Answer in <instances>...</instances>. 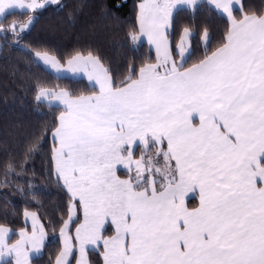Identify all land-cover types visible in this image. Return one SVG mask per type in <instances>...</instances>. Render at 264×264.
<instances>
[{"label":"snow or ice","instance_id":"6c2138e0","mask_svg":"<svg viewBox=\"0 0 264 264\" xmlns=\"http://www.w3.org/2000/svg\"><path fill=\"white\" fill-rule=\"evenodd\" d=\"M239 2L143 0L139 33L130 35L155 47V64L146 63L117 86L97 56L77 52L66 70L86 74L99 85L97 94L74 97L38 87V101L63 105L52 133L59 144L53 159L58 179L84 209L76 229L77 264H88L86 247L101 241L104 264H264V12L243 13L241 7L238 19ZM48 3L59 0H0V18ZM206 3L227 16L229 27L219 47L211 54L206 47L204 57L186 67L190 27L177 46L180 63L167 30L178 5L195 12ZM32 23L29 16L7 31L19 36ZM202 40L207 46L206 28ZM35 57L64 70L47 51ZM133 146L142 148L138 159ZM120 165L135 175L121 179ZM197 191L199 206L189 208L186 197ZM29 216L31 234L22 231L11 246L9 229L0 226V256L14 254L15 264H31L29 251L43 247L44 226L26 211ZM109 222L115 232L104 238ZM67 228L65 222L55 264H68L72 253Z\"/></svg>","mask_w":264,"mask_h":264},{"label":"trees","instance_id":"16d2710c","mask_svg":"<svg viewBox=\"0 0 264 264\" xmlns=\"http://www.w3.org/2000/svg\"><path fill=\"white\" fill-rule=\"evenodd\" d=\"M142 0H59L35 12L14 10L0 19V226L10 229V242L25 229L24 213L34 212L42 221L47 242L42 255L32 264H55L63 248L60 231L68 222L76 202L55 174L52 133L63 106L38 101V87L64 89L74 97L97 91L84 79L60 77L36 60V51L65 64L77 52L97 56L117 86L146 63L156 62L148 42L135 45L132 33L139 32L138 16ZM243 13L261 14L264 0H243ZM29 16L30 27L19 36L7 31L15 21L17 28ZM234 16L241 18L237 9ZM190 27L191 56L186 67L198 63L220 46L229 27L228 19L206 3L197 11L181 8L174 12L168 35L174 58L183 29ZM207 29L209 43L202 40ZM29 149H32L31 151ZM11 165V169H9ZM82 220L79 214L70 225V235ZM76 243V242H75ZM77 250L68 264H76ZM90 264H103L102 252L89 251ZM4 264H12L7 262Z\"/></svg>","mask_w":264,"mask_h":264},{"label":"crops","instance_id":"0c3cea01","mask_svg":"<svg viewBox=\"0 0 264 264\" xmlns=\"http://www.w3.org/2000/svg\"><path fill=\"white\" fill-rule=\"evenodd\" d=\"M242 3H243V0H240L239 4H235V5H234V11L237 10V9H241V7H242ZM210 5H211V4H210ZM211 6L215 9L214 5H211ZM14 10H22V9H12V10H10L9 12L14 11ZM24 10H26V9H24ZM215 10H216L219 14H221L222 16H224L225 18H227V16H226L225 14L221 13V12H220L219 10H217V9H215ZM175 11H176V10H175ZM175 11H174V12H175ZM174 12H173V14H174ZM233 14H234V13H233ZM172 17H173V16H172ZM0 19H1V18H0ZM227 19H228V18H227ZM238 19H239V18H238ZM167 31H169V29H168ZM167 34H168V33H167ZM148 43H149V42H148ZM149 44H150V43H149ZM41 63L43 64V62H41ZM177 63H178V62H177ZM154 64H155V63H154ZM43 65H44V64H43ZM62 65H64V70H61L60 72H57L55 69H52L50 66H47V65H44V66H45L48 70H50L51 72H53L55 75L60 76V77H70V78H74V79H84V80H86V81L89 83V85H91L92 87H94V88L97 89V91H96L95 93L90 94V95H94V94H97V93H98L99 85H94V82H93V81H90V80L88 79V77H87L86 74L79 73V74H75V75H74V74H72L71 72H68V71L66 70V68H67V62H66L65 64H62ZM137 74H138V73H137ZM90 95H84V96H90ZM40 101L46 102V103L51 104V105H60V106H63L62 104H60L58 101H55V100H51V101H54V104H52V102L49 101V100H40ZM52 140H53V142H54V147H53V155H54V149L57 148V147H59V144H58V142L53 138V135H52ZM132 151H133L134 158H135V159H138V157H140V155H141L142 148H140V147H138V146H133ZM53 160H54V159H53ZM54 168H55V161H54ZM55 174H56V168H55ZM56 175H57V174H56ZM117 175H118L121 179H127V178L129 177V175H135V173H134V172L129 173V170H128V169H126L125 167H123L122 165H120V166L117 167ZM60 181H61V183L63 184V186L65 187L63 180L60 179ZM65 188H66V187H65ZM66 190H67V188H66ZM68 193H69V192H68ZM69 194H70V193H69ZM70 196H71V194H70ZM74 201L76 202V204H73L75 207H74V211L71 213V215H72V219L70 220V225H71V223H72L73 221H75V219L77 218V216H78V214H79V211H80L81 214H82V220H81L80 224L77 225V227H76V229H77L78 227H80L81 224L84 223V209H83V206L80 204V202H79L78 199H76V200H74ZM186 204H187V206H188L189 208H194V207H198V206H199V195H198V191H197V192H190V193L188 194V196L186 197ZM28 213H34V212H28ZM34 214L36 215L39 224H42V225H43V223H42V221L40 220L39 216H38L36 213H34ZM24 222H25L26 227H25V229H23V230H21V231L19 232L18 240L20 239V233H21L22 231H26V232H28L29 234H31V232H32V219H31L30 216L26 218V217H25V213H24ZM43 226H44V225H43ZM76 229H75V231H74V235H73V236L70 235V232H69L70 227H69V228L67 229V231H66V234H67V235L71 238V240H72V246H73V251H72L71 255L68 257V263H69V261H70L72 255H73V253H74L75 248H76V250H77V261L80 259V253H79V241H77V240L75 239V237H76ZM44 230H45V239H44V242H43V247L40 249L39 252L29 251V257H30V260H31V264H32V259L35 258V257H38V256L42 255V253H43V251H44V247H45V244H46V242H47V238H48V234H47V231H46L45 227H44ZM114 232H115L114 226L111 225L110 222H109V223H106V224L104 225V231H103V236H104V238H108V237L114 235ZM12 234H13V232L9 229V235H8V237H7V240H8V243H9L10 246H11L12 244H15V243L18 241V240H17V241L12 242V243L10 242V238H11ZM60 236H61V235H60ZM61 240H62V237H61ZM75 242H76V243H75ZM99 249H101V252H102V260H103V264H104V259H103L104 248H103V242H102V241H101V242H98V243L95 244V245H88V246L86 247V251H85V259L87 260L88 264H90V261H89V251H91V250H99ZM62 250H63V248H62ZM77 261H76V264H77ZM7 262H12V264H15V256H14V254L9 255V254H7V252H5V254H4L3 256H0V264H4V263H7Z\"/></svg>","mask_w":264,"mask_h":264},{"label":"rangeland","instance_id":"374dc122","mask_svg":"<svg viewBox=\"0 0 264 264\" xmlns=\"http://www.w3.org/2000/svg\"><path fill=\"white\" fill-rule=\"evenodd\" d=\"M141 3H143V0H142V2ZM140 3V4H141ZM181 8H187V6H183V5H178L177 6V9L176 10H178V9H181ZM175 11V10H174ZM173 11V12H174ZM138 24H139V22H138ZM139 33V32H138ZM137 33V34H138ZM167 33H168V31H167ZM183 36V35H182ZM192 37V36H191ZM191 37L189 38V43H190V47H189V49H188V51L185 53V56L186 57H188V55H189V53L191 52ZM168 40H169V44H170V46H171V41H170V38H169V35H168ZM181 40V39H180ZM142 42H148V40H147V38L146 37H143V36H141V37H139V39L137 40V41H135L134 42V44L135 45H139V44H141ZM179 43H180V41H179ZM179 43H178V45H179ZM205 44V43H204ZM150 45V47L152 48V50L154 51V53H155V57H156V50H155V47L153 46V45H151V44H149ZM172 48V47H171ZM176 53H177V48H176ZM174 57V56H173ZM176 59V61L178 62V63H180L181 61H180V58H179V55H178V58H175ZM40 62H42V61H40ZM157 62V61H156ZM155 62V63H156ZM52 102V104H54V101H51ZM139 158V157H138ZM161 163H162V160H161ZM70 227V221L68 220V228ZM67 228V229H68ZM67 229L65 230V231H67ZM62 243H63V246H64V240H63V238H62ZM70 243L72 244V240H70ZM72 251H73V247H72Z\"/></svg>","mask_w":264,"mask_h":264}]
</instances>
